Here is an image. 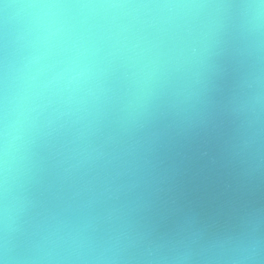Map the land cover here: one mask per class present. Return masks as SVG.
Masks as SVG:
<instances>
[{
  "label": "water",
  "instance_id": "1",
  "mask_svg": "<svg viewBox=\"0 0 264 264\" xmlns=\"http://www.w3.org/2000/svg\"><path fill=\"white\" fill-rule=\"evenodd\" d=\"M255 3L0 0L5 264H264Z\"/></svg>",
  "mask_w": 264,
  "mask_h": 264
},
{
  "label": "clouds",
  "instance_id": "2",
  "mask_svg": "<svg viewBox=\"0 0 264 264\" xmlns=\"http://www.w3.org/2000/svg\"><path fill=\"white\" fill-rule=\"evenodd\" d=\"M250 8H253V9H256L257 11H259L260 9H264V0H258V3H255V4H250L249 5ZM84 75V72L83 71H80V72H76L72 77H71V80L72 81H76L78 80L81 76ZM5 212H6V209H5ZM254 251V249H253ZM251 257H245V259H250ZM0 264H5V261L0 259Z\"/></svg>",
  "mask_w": 264,
  "mask_h": 264
}]
</instances>
